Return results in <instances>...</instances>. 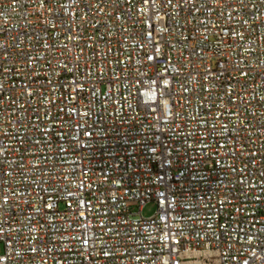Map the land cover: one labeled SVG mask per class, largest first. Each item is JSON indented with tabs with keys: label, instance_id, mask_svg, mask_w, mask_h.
<instances>
[{
	"label": "built area",
	"instance_id": "built-area-1",
	"mask_svg": "<svg viewBox=\"0 0 264 264\" xmlns=\"http://www.w3.org/2000/svg\"><path fill=\"white\" fill-rule=\"evenodd\" d=\"M0 244L264 264V0H0Z\"/></svg>",
	"mask_w": 264,
	"mask_h": 264
},
{
	"label": "rangeland",
	"instance_id": "rangeland-1",
	"mask_svg": "<svg viewBox=\"0 0 264 264\" xmlns=\"http://www.w3.org/2000/svg\"><path fill=\"white\" fill-rule=\"evenodd\" d=\"M157 211V206L155 203H149L148 205H146L142 211H141V216L145 219H149L151 217H153L156 214ZM140 217V216H137ZM3 252V245L0 244V253Z\"/></svg>",
	"mask_w": 264,
	"mask_h": 264
}]
</instances>
